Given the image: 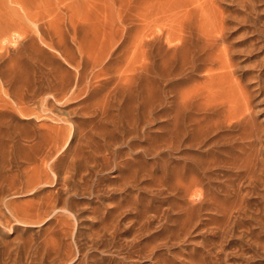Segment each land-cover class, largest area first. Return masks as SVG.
Segmentation results:
<instances>
[{
    "label": "rangeland",
    "instance_id": "obj_1",
    "mask_svg": "<svg viewBox=\"0 0 264 264\" xmlns=\"http://www.w3.org/2000/svg\"><path fill=\"white\" fill-rule=\"evenodd\" d=\"M0 264H264V0H0Z\"/></svg>",
    "mask_w": 264,
    "mask_h": 264
},
{
    "label": "bare ground",
    "instance_id": "obj_2",
    "mask_svg": "<svg viewBox=\"0 0 264 264\" xmlns=\"http://www.w3.org/2000/svg\"><path fill=\"white\" fill-rule=\"evenodd\" d=\"M145 28V27H144ZM147 28V27H146ZM191 96H190V94L189 93H182L181 94V96H180V98H181V100L183 101V103H187L188 102V100H189V98H190ZM21 103V102H20ZM20 106V105H19ZM24 106V105H23ZM22 109V108H21ZM27 110V109H26ZM21 113H22V111H21Z\"/></svg>",
    "mask_w": 264,
    "mask_h": 264
}]
</instances>
